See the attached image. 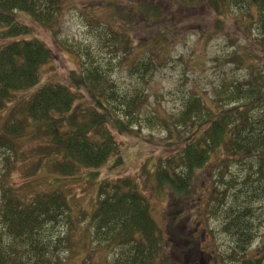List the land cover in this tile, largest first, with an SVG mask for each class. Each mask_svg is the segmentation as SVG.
<instances>
[{
    "label": "trees",
    "instance_id": "obj_1",
    "mask_svg": "<svg viewBox=\"0 0 264 264\" xmlns=\"http://www.w3.org/2000/svg\"><path fill=\"white\" fill-rule=\"evenodd\" d=\"M219 2H227L231 8L234 6L247 13L251 20L255 19L261 36L257 42L261 50L264 49V0H210L212 6ZM62 5V0H0L3 29L0 37L10 39L29 33L28 28L15 19L16 12H25L46 24L55 18ZM254 10L256 14H250ZM216 11L221 12L220 8ZM147 12L153 20L158 8L154 5ZM131 46L127 40L129 51ZM158 46V41L153 39L149 53L135 68L140 78L151 72L153 60L159 56ZM53 57L52 51L37 40L13 41L0 46V111L5 113L11 104H21L18 95L22 93L20 99H23L24 93L28 96L29 91L41 83L42 69ZM249 77L246 81L223 80L209 98L201 94L189 96L174 119L175 126L184 129L178 138L182 150L164 160L154 158L148 175L150 181H154L152 190L158 195L168 192L171 207L177 210L184 201L189 205L195 198L201 173L217 166V171L210 174L208 194L203 210L199 211L200 222L205 220L209 225L211 219L221 221L218 231L232 243L227 261L264 264L260 249L250 259L244 257L257 238L264 216V74L253 69ZM115 86L107 72L97 67L81 76L71 75V86L44 85L23 107L19 106L18 120L6 123L0 144H3L2 149L14 151V138L23 135L29 126L32 136L43 141L37 169L51 166L56 183L79 171H88V182L98 185L94 188L96 198L85 214L84 223L90 224L85 229L89 236L94 233L95 239L108 240L111 249L117 248L115 251L124 248L115 255L113 264H169L168 259L161 258L168 255L170 247L166 232L172 235L174 230H171L172 225L167 231L161 228L145 193L132 179L95 181L96 171L120 152L112 128L121 135L140 138L135 118L141 113L138 111H141V99L139 95L126 98L117 109L114 103L121 100ZM80 95L86 102L85 112L77 109ZM4 178L7 179V174ZM2 190L5 192V188ZM14 190L9 187L5 192H9L10 197L5 198L0 209L3 224L0 264L50 262L48 258L43 260L46 250L37 235L48 224L68 214L69 198L60 189H54L24 200L18 193L16 196ZM85 238L88 241L86 233ZM198 261L201 263L197 264H202V259ZM211 264L218 263L215 260Z\"/></svg>",
    "mask_w": 264,
    "mask_h": 264
},
{
    "label": "rangeland",
    "instance_id": "obj_2",
    "mask_svg": "<svg viewBox=\"0 0 264 264\" xmlns=\"http://www.w3.org/2000/svg\"><path fill=\"white\" fill-rule=\"evenodd\" d=\"M62 4L55 18L46 24L25 12H16L15 19L25 25L29 33L10 39L0 37L1 47L13 41L37 40L54 55L42 69L41 83L29 91L28 96L24 93L23 99H20L22 93L18 95L21 104H11L5 113L0 111V135L6 123L20 118L19 106L23 107L44 85L71 86V75L81 76L95 67L106 71L120 95L121 101L114 103L117 109L126 98L139 95L141 113L134 121L140 138L121 135L112 128L120 152L96 171L95 181L132 179L150 199L152 214L161 228L167 231L172 225L174 234L166 232L169 252L162 255L161 260L168 259L169 264H197L201 259L202 264L215 260L218 264H239L226 260L232 243L228 236L219 233L221 221L211 219L209 225L205 220L200 222L199 211L203 210L208 194L210 174L217 171V166L201 173L195 198L189 205L184 201L177 210L171 207L168 192L158 195L152 190L154 181H150L149 175L154 158L164 160L182 150L178 138L184 129L175 126L174 119L189 96L212 97L213 90L223 80L246 81L253 69L264 74V49L261 50L257 42L261 36L255 19L251 20L247 13L234 6L231 8L227 2L212 6L210 0H62ZM154 5L158 13L151 20L147 9ZM250 14H256L255 10ZM2 30L0 26V32ZM153 39L159 43L156 48L159 56L153 60L149 75L140 78L135 68L149 53ZM127 40L132 45L130 51L126 48ZM76 105L80 111H86L82 96ZM28 128L23 135L14 138V151L2 149L3 144H0V209L5 198L10 197L9 192L5 193L9 187L24 200L37 193L60 189L69 198L70 211L37 235L46 250L43 260H51L44 261L45 264H106V260L107 264H113L115 255L124 248L115 251L117 248L111 249L108 240L95 239L94 233L89 236L86 229L90 224L84 223L89 205L96 198L94 188L98 183L88 182L85 170L56 183L51 166L45 164L46 167L37 169L43 141L33 137ZM262 221L245 259L257 254L258 249L264 255V216Z\"/></svg>",
    "mask_w": 264,
    "mask_h": 264
}]
</instances>
